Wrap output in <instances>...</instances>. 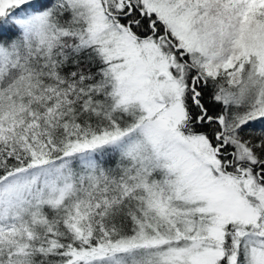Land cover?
<instances>
[{"label":"snow or ice","instance_id":"obj_1","mask_svg":"<svg viewBox=\"0 0 264 264\" xmlns=\"http://www.w3.org/2000/svg\"><path fill=\"white\" fill-rule=\"evenodd\" d=\"M0 264H264V0H0Z\"/></svg>","mask_w":264,"mask_h":264}]
</instances>
